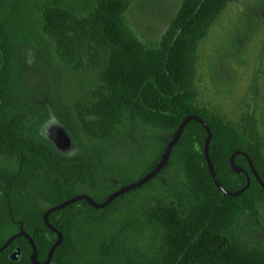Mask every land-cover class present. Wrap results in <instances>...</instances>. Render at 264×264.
<instances>
[{"label":"trees","instance_id":"16d2710c","mask_svg":"<svg viewBox=\"0 0 264 264\" xmlns=\"http://www.w3.org/2000/svg\"><path fill=\"white\" fill-rule=\"evenodd\" d=\"M33 1L0 0V246L21 232L43 263L56 235L44 225L42 214L81 194L100 204L142 178L166 147L157 136H172L187 115L197 116L209 130L207 154L222 189L233 193L245 185L244 175L228 164L234 151L247 155L264 184V155L252 129L239 132L193 104L195 44L234 0H182L152 51L144 50L122 23L127 0H45L41 27L60 56L70 61L81 43L92 52L89 61L97 58V48L108 56L97 102L75 108L79 131L100 142L114 141L117 128L125 123L151 133L138 144L131 166L103 164L94 152L93 158L63 155L40 134V120L28 118L14 46L26 38ZM68 2L86 11V18L75 17L79 8L60 7ZM58 122L74 137L69 121ZM205 137L199 123H186L163 167H179L182 181L168 188L162 185L161 170L102 209L79 200L48 214L47 222L61 240L47 264H143L138 251L126 246L125 234L138 235L145 229L158 231L164 248L160 260L144 264H264V224L258 212L264 190L245 158L235 155L233 162L245 171L249 183L235 197L223 195L207 172ZM254 234L262 238L258 248L243 242ZM23 235L0 251V264H31L32 248ZM15 249L18 256L13 260Z\"/></svg>","mask_w":264,"mask_h":264},{"label":"rangeland","instance_id":"374dc122","mask_svg":"<svg viewBox=\"0 0 264 264\" xmlns=\"http://www.w3.org/2000/svg\"><path fill=\"white\" fill-rule=\"evenodd\" d=\"M181 2L127 0L120 18L137 43L152 51L158 48ZM68 3L60 7L71 8L73 5ZM47 4L45 0L33 1L26 38L17 40L14 46L28 118L40 120V134L61 154L92 157L90 152H94L100 155L103 164H135L138 144L151 134L147 129L133 130L125 123L117 128L112 142L91 140L79 131L75 108L97 102L108 56L97 48L94 50L97 58L89 61L92 52L84 48L85 43H81L78 51L74 49L70 61L60 56L54 40L41 27V13ZM74 15L86 18L87 12L79 8ZM193 55L194 106L239 132L251 128L253 139L261 144L264 155V0H234L226 4L195 44ZM61 118L70 122L74 137L60 125ZM171 137L157 136V139L166 146ZM163 167L159 171L163 187L182 181L179 167ZM258 212L264 224V205ZM125 242L128 248L138 251L143 264L162 257L164 247L155 229H145L138 235L127 233ZM243 242L258 248L262 238L254 234Z\"/></svg>","mask_w":264,"mask_h":264},{"label":"water","instance_id":"95a60500","mask_svg":"<svg viewBox=\"0 0 264 264\" xmlns=\"http://www.w3.org/2000/svg\"><path fill=\"white\" fill-rule=\"evenodd\" d=\"M191 120H194L196 121L197 123L200 124V126L204 129V131L206 132V137H205V140H204V143H203V156H204V160H205V163H206V168H207V172L214 184V186L225 196H228V197H235L237 195H239L243 190H245L248 186V183H249V179H248V176L246 175L245 171L238 167L237 165H235V163L233 162V157L235 155H242L246 162H247V165H248V168L254 178V180L256 181V183L259 185V187L261 189L264 190V184L260 181V179L258 178L257 174L255 173L252 165H251V162L249 161L247 155L243 152H240V151H234L233 153L230 154L229 158H228V164L231 168L232 171L236 172V173H242L245 177V185L240 188L239 190H237L236 192H227L225 191L224 189H222L220 187V185L218 184L216 178H215V175H214V172H213V169H212V166H211V163L209 161V158H208V154H207V147H208V143H209V140H210V133H209V130L207 128V126L205 125V123L199 119L197 116L195 115H187L185 116L181 122L179 123L178 127L176 128L175 132L173 133L171 139L169 140V142L167 143L164 151H163V154L160 158V160L158 161V163L151 169L150 172H148L146 175H144L142 178H140L139 180L131 183V184H128L126 186H123V187H120L119 189H117L115 192H113L112 194H110L102 203L100 204H97L95 203L90 197H88L87 195H84V194H81V195H76L72 198H69L65 201H63L62 203L60 204H57L55 206H52L50 208H48L43 214H42V221L44 223V225L52 232L55 233L56 235V239L55 241L52 243V245L50 246L49 248V251L47 253V257H46V260L43 262V263H40L36 260V254H35V248L33 246V243L28 239L27 236L23 235V233L21 232H18L14 235H12L11 237H9L1 246H0V251L3 250L14 238L20 236V235H23L24 237H26L28 240H29V243L31 245V248H32V254L30 256V262L31 264H47L50 257H51V254H52V251L54 250V248L57 246V244L60 242L61 240V235L60 233L55 230L48 222H47V215L50 214L51 212L53 211H56L58 209H61L65 206H68L76 201H79V200H84L87 202V204H89L91 207L95 208V209H102L104 207H106L112 200H114L115 198L117 197H121L124 193L130 191V190H133V189H136L140 186H142L143 184L147 183L150 179H152L161 169L162 167L166 164L167 162V159L169 157V154H170V151L173 147V145L176 143V141L178 140L184 126L186 125L187 122L191 121ZM17 256H18V251L17 249H15L12 254L10 255V258L13 259V260H16L17 259Z\"/></svg>","mask_w":264,"mask_h":264},{"label":"flooded vegetation","instance_id":"af4514ba","mask_svg":"<svg viewBox=\"0 0 264 264\" xmlns=\"http://www.w3.org/2000/svg\"><path fill=\"white\" fill-rule=\"evenodd\" d=\"M59 152V151H58ZM60 153V152H59ZM64 155V154H63ZM247 163V162H246ZM248 166V165H247Z\"/></svg>","mask_w":264,"mask_h":264}]
</instances>
